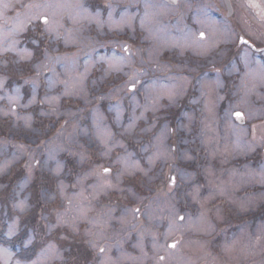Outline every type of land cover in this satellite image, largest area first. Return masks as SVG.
Returning <instances> with one entry per match:
<instances>
[{
	"label": "rangeland",
	"instance_id": "1",
	"mask_svg": "<svg viewBox=\"0 0 264 264\" xmlns=\"http://www.w3.org/2000/svg\"><path fill=\"white\" fill-rule=\"evenodd\" d=\"M99 1L0 0V264H264V94L221 90L262 59L230 63L221 0Z\"/></svg>",
	"mask_w": 264,
	"mask_h": 264
},
{
	"label": "flooded vegetation",
	"instance_id": "2",
	"mask_svg": "<svg viewBox=\"0 0 264 264\" xmlns=\"http://www.w3.org/2000/svg\"><path fill=\"white\" fill-rule=\"evenodd\" d=\"M187 3L189 2V7L185 8L186 5H185V0H177V3L176 4H172L170 1L166 0V2L168 4H170L171 6H174L175 8H177V15L179 16V18H183L181 15H184L185 16V12L188 11V10H192L193 11V7L194 6H198L199 3H197L195 0H186ZM244 3L247 7H250L253 12H255V9L258 8V7H261L260 9V13L262 12V10L264 9V3L262 2V0H244ZM232 5H233V14L232 15H229L228 14V7H227V4L225 2V0H221V3H220V6L214 10V13L216 14V17L219 18V20H225V21H228L229 24H226L227 26L228 25H231L232 27V31L236 33V37L235 39L231 42V53H229V57L228 59H230V63L232 62H236L239 60V57H240V52L243 56V58H245V54L246 53H249L253 56L255 55H258L262 61H263V65H264V50L263 51H258L257 49H260V48H264V39H260V38H254L253 36H251L247 31V27H244L242 25V22L241 20L238 21L237 19H232L235 17V15L238 14V12L240 10H238V4L235 2V0H232ZM210 10V12H213V6H208L207 7V10ZM195 11V9H194ZM256 13L258 14L259 13V9L257 12H255V15ZM242 14V13H241ZM240 14V16H241ZM197 17V13L195 14L194 18ZM190 21H193L194 19L189 18ZM195 33L197 34V38L198 40H201L202 42L207 40L210 36V31L207 30L206 28H203L202 26L199 25H196L192 28ZM201 33H203V35H201ZM253 44L251 45L247 40L246 38ZM137 40V39H135ZM224 72V71H223ZM215 73H221V70L219 67H215L214 70L210 73V76H213V77H216L217 74ZM240 74V80H239V76L237 78H235L234 80H232L231 82H229V84H226L224 85L221 90L226 92L227 90L232 91L233 89H235L234 87L239 88L238 91H245L246 88H252V90H255L259 93H263L264 94V84L262 85H257V86H252L250 81H245L244 78L247 77L246 76V71H244L243 69H239L237 72L233 73L232 76H235L236 74ZM195 75V74H193ZM222 78V81L225 80V77H221ZM213 79H216V78H213ZM250 83V84H249ZM249 84V85H248ZM214 85V84H213ZM222 85V84H221ZM251 85V86H250ZM216 85H214V88H215ZM136 87V86H135ZM199 88H201L200 86H197ZM196 87V85H194L192 87V90H189V91H192V92H198V88ZM134 87L131 86V89H133ZM253 91V92H255ZM263 101V100H262ZM230 102V101H229ZM264 103V102H263ZM258 107H264V104H261V101H259L258 103ZM237 106V110L235 111L236 112H240L241 114H243V116H241L238 120L240 121V123L243 122V124H245L248 120V116H247V112L245 110V108L247 107H243V106ZM199 115H200V112H199ZM215 123H217L218 119L216 118L215 119ZM257 123H264V117L260 118L259 120H256ZM220 124V119H219V123ZM247 124H250L249 122ZM236 162V164H242L241 161H234ZM243 165V164H242ZM258 212V215L257 217L260 218L261 217V212L260 211H257ZM249 215H252L251 212H248V213H245V215H243L244 218L247 219V217ZM257 223V222H256Z\"/></svg>",
	"mask_w": 264,
	"mask_h": 264
},
{
	"label": "bare ground",
	"instance_id": "3",
	"mask_svg": "<svg viewBox=\"0 0 264 264\" xmlns=\"http://www.w3.org/2000/svg\"><path fill=\"white\" fill-rule=\"evenodd\" d=\"M211 25L213 26V31L215 32V33H218V32H221V27L219 26V25H217L216 23H211ZM262 77H264V73L262 72ZM209 85V87L211 88V101L209 102L210 104H211V108H212V110H211V113L213 112V108H214V104H215V99H214V85L213 84H208ZM212 116H213V113L210 115V121H209V124H211V120H212Z\"/></svg>",
	"mask_w": 264,
	"mask_h": 264
},
{
	"label": "trees",
	"instance_id": "4",
	"mask_svg": "<svg viewBox=\"0 0 264 264\" xmlns=\"http://www.w3.org/2000/svg\"><path fill=\"white\" fill-rule=\"evenodd\" d=\"M240 219H241V218H240ZM241 220H242V222H243V221H246L247 219L244 218V217H242ZM17 241H18V240H17ZM17 243H19V242H17ZM20 244L22 245V242H21ZM25 251H29V252H26V253L34 254L31 260H33V259L36 257V253H37L36 250H35V253L33 252V250H25ZM26 255H27V254H19V257L21 256V257H23V259H30V258H31V255H28V256H26ZM31 260H30V261H31Z\"/></svg>",
	"mask_w": 264,
	"mask_h": 264
},
{
	"label": "snow or ice",
	"instance_id": "5",
	"mask_svg": "<svg viewBox=\"0 0 264 264\" xmlns=\"http://www.w3.org/2000/svg\"><path fill=\"white\" fill-rule=\"evenodd\" d=\"M45 21H47V18H46V17H45ZM201 35H203V33H201ZM132 87H135V85H132ZM235 115H236V117L239 119V118L241 117L242 114H241L240 112H236ZM104 171L107 172L108 169H105ZM174 179H175V178L173 177V181H174ZM181 219H183V217H181ZM174 246H175V245H173V247H174ZM100 251L103 252V251H104L103 248H101Z\"/></svg>",
	"mask_w": 264,
	"mask_h": 264
},
{
	"label": "water",
	"instance_id": "6",
	"mask_svg": "<svg viewBox=\"0 0 264 264\" xmlns=\"http://www.w3.org/2000/svg\"><path fill=\"white\" fill-rule=\"evenodd\" d=\"M226 1H227V4H228L229 8H231V2H230V0H226Z\"/></svg>",
	"mask_w": 264,
	"mask_h": 264
}]
</instances>
